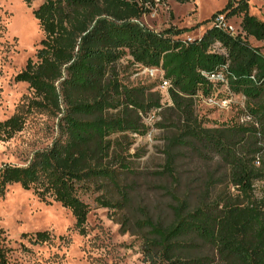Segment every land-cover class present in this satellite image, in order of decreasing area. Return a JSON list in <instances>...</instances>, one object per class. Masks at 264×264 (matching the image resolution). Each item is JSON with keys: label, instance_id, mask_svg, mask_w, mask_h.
<instances>
[{"label": "trees", "instance_id": "trees-1", "mask_svg": "<svg viewBox=\"0 0 264 264\" xmlns=\"http://www.w3.org/2000/svg\"><path fill=\"white\" fill-rule=\"evenodd\" d=\"M168 1L44 0L34 10L45 36L15 81L33 91L28 112L46 111L58 119L57 136L27 165H4L0 191L21 183L70 210L85 233L91 207L84 194L101 192L95 200L104 207H129L131 180L139 174L126 157L131 137L146 134L145 117L157 112L156 125L167 142L158 182L169 213L167 221H137L145 262L264 264V188L257 191V183H264V53L247 40L264 41V21L249 13L247 0L230 13V1L213 18L241 11L238 33L212 25L189 41L176 38L184 30L157 32L141 22ZM126 56L134 67L163 69L170 102L163 103L154 83L125 80ZM217 71L243 97L248 121L204 125L200 96L219 86L202 73ZM25 121L23 114L0 121V141L22 131ZM52 238L39 231L30 242ZM7 254L0 241V264H9Z\"/></svg>", "mask_w": 264, "mask_h": 264}, {"label": "rangeland", "instance_id": "rangeland-1", "mask_svg": "<svg viewBox=\"0 0 264 264\" xmlns=\"http://www.w3.org/2000/svg\"><path fill=\"white\" fill-rule=\"evenodd\" d=\"M43 1L34 0L29 5L24 0H0V121L15 114L25 115L26 120L22 131L7 141H0V169L6 164L27 165L35 152L49 147L57 136L58 119L46 111L28 112L33 91L27 83L15 81L45 36L34 15ZM230 1L231 13L239 9L240 0H191L185 4L169 0L166 5H156L141 22L157 32L170 28L184 30L176 38H200L212 27L214 14L224 10ZM247 2L249 13L264 21V0ZM242 15L241 11L231 14L227 22L240 30ZM247 40L264 53V41L252 37ZM129 59L126 56L121 60L126 81L154 83L159 87L158 80L130 65ZM162 93L163 103L169 102L167 91ZM243 108V97L235 95L228 109L200 101L197 111L204 125L213 127L242 120ZM157 121V112H153L145 117L147 133L131 137L126 157L139 174L131 180L129 207H104L95 200L101 192L84 194L91 211L83 234L76 227L72 212L61 203L42 200L18 182L0 191V229L4 231L0 241L8 248L9 264H148L142 253L143 232L137 221L147 216L167 221L169 213V198L158 182V170L165 163L166 134L158 128ZM263 188V182L257 183L258 192ZM39 231L50 232L52 240L41 244L30 242V235Z\"/></svg>", "mask_w": 264, "mask_h": 264}, {"label": "built area", "instance_id": "built-area-1", "mask_svg": "<svg viewBox=\"0 0 264 264\" xmlns=\"http://www.w3.org/2000/svg\"><path fill=\"white\" fill-rule=\"evenodd\" d=\"M213 25L220 26L222 28H225L232 32L233 34L238 33L239 30H236L233 26H231L225 17V15H217L213 19ZM196 39V38H195ZM189 41H192L194 39H187ZM139 68L143 69L145 74L155 80H158L159 82V89L164 91H169L171 87L170 81L165 77V73L163 69L161 68H155V67H144V66H138ZM209 81H211L215 86H219L217 90L214 92V94L204 97L200 96V101H203L208 106L213 107H220L223 109H228L232 102L233 97L237 94L231 92L229 88V83L227 76L224 71H217L214 73H202ZM221 88L224 90L222 91ZM225 93V94H224ZM170 102V100H169ZM249 117H243L242 121H248Z\"/></svg>", "mask_w": 264, "mask_h": 264}]
</instances>
